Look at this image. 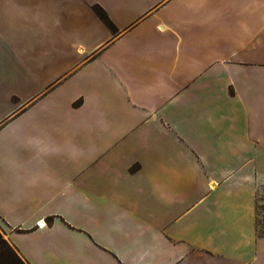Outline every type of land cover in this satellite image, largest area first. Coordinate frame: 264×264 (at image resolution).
Here are the masks:
<instances>
[{"label": "crops", "instance_id": "0c3cea01", "mask_svg": "<svg viewBox=\"0 0 264 264\" xmlns=\"http://www.w3.org/2000/svg\"><path fill=\"white\" fill-rule=\"evenodd\" d=\"M263 189L264 0H0V222L26 263L264 264Z\"/></svg>", "mask_w": 264, "mask_h": 264}, {"label": "trees", "instance_id": "16d2710c", "mask_svg": "<svg viewBox=\"0 0 264 264\" xmlns=\"http://www.w3.org/2000/svg\"><path fill=\"white\" fill-rule=\"evenodd\" d=\"M94 11L104 21V23L114 32L118 31L114 22L110 19L104 8L99 4L93 5ZM0 264H28L18 254L7 238L0 230Z\"/></svg>", "mask_w": 264, "mask_h": 264}, {"label": "rangeland", "instance_id": "374dc122", "mask_svg": "<svg viewBox=\"0 0 264 264\" xmlns=\"http://www.w3.org/2000/svg\"><path fill=\"white\" fill-rule=\"evenodd\" d=\"M258 221H259L258 232L260 235H264V189L259 193ZM0 230L2 231L3 234L5 233L1 225V222H0Z\"/></svg>", "mask_w": 264, "mask_h": 264}, {"label": "built area", "instance_id": "2783aa9c", "mask_svg": "<svg viewBox=\"0 0 264 264\" xmlns=\"http://www.w3.org/2000/svg\"><path fill=\"white\" fill-rule=\"evenodd\" d=\"M39 225H40V226H42V224H41V223H39Z\"/></svg>", "mask_w": 264, "mask_h": 264}, {"label": "bare ground", "instance_id": "6f19581e", "mask_svg": "<svg viewBox=\"0 0 264 264\" xmlns=\"http://www.w3.org/2000/svg\"><path fill=\"white\" fill-rule=\"evenodd\" d=\"M42 222H43V221H42ZM42 222H41V223H42Z\"/></svg>", "mask_w": 264, "mask_h": 264}]
</instances>
